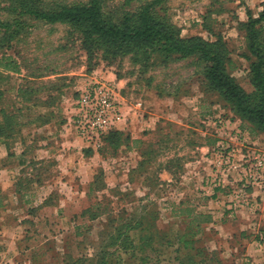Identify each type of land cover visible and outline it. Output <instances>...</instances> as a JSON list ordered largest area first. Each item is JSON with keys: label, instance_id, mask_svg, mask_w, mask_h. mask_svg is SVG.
Masks as SVG:
<instances>
[{"label": "rangeland", "instance_id": "rangeland-1", "mask_svg": "<svg viewBox=\"0 0 264 264\" xmlns=\"http://www.w3.org/2000/svg\"><path fill=\"white\" fill-rule=\"evenodd\" d=\"M144 1L101 3L117 20ZM20 2L0 0V122L12 125L0 138V264H72L93 257L111 218L175 232L193 214L199 264H264V131L209 85L200 55L115 51L81 26L21 13ZM161 5L182 36L224 43L229 73L252 89L245 23L264 0ZM256 28L264 52V19ZM156 248L117 250L109 264H176V245Z\"/></svg>", "mask_w": 264, "mask_h": 264}, {"label": "trees", "instance_id": "trees-1", "mask_svg": "<svg viewBox=\"0 0 264 264\" xmlns=\"http://www.w3.org/2000/svg\"><path fill=\"white\" fill-rule=\"evenodd\" d=\"M20 12L28 13L47 23L60 22L81 26L85 40L96 36L103 44L112 46L115 51L127 50L131 46L142 48L156 45L167 54H177L181 57L198 54L206 62L205 76L209 85L218 91L242 118L264 131V52L258 43L256 28V24L264 19V8L257 18L249 16L245 23L249 48L255 57L249 66L251 90H247L229 73L227 64L231 58L225 44L220 40L209 41L196 35L182 36L167 16L161 0H145L135 10L124 12L117 20L105 14L101 0L55 4L50 7L38 6L32 0H21ZM84 48L90 50L87 44H84ZM0 114H3L2 109ZM4 117L5 122H0V138L11 123L10 115ZM11 127L12 125L9 126ZM114 134L118 132L111 130L101 135L104 147L105 143H111L110 139ZM87 211L91 210H84ZM96 215L98 214L94 213L93 218ZM197 216L199 215H191L190 222L182 230L175 232L158 228L149 217H146L145 221L142 217L111 218L104 244L93 257L78 258L72 264H83L86 260L94 264H109V254L113 255L117 250L131 256L144 253L146 248L156 250L158 245H176V264H199L201 260L195 259L203 252L201 247L195 248L198 241L195 234L199 223L191 224ZM204 221H207V218Z\"/></svg>", "mask_w": 264, "mask_h": 264}, {"label": "built area", "instance_id": "built-area-1", "mask_svg": "<svg viewBox=\"0 0 264 264\" xmlns=\"http://www.w3.org/2000/svg\"><path fill=\"white\" fill-rule=\"evenodd\" d=\"M85 110H84V114H86V115H89L90 116V119H95L94 118V114H95V110L93 109V108H84Z\"/></svg>", "mask_w": 264, "mask_h": 264}, {"label": "crops", "instance_id": "crops-1", "mask_svg": "<svg viewBox=\"0 0 264 264\" xmlns=\"http://www.w3.org/2000/svg\"><path fill=\"white\" fill-rule=\"evenodd\" d=\"M6 169H7V167H5V169H4V170H5V171H9V170H6Z\"/></svg>", "mask_w": 264, "mask_h": 264}]
</instances>
